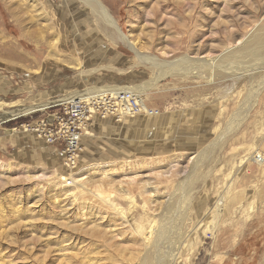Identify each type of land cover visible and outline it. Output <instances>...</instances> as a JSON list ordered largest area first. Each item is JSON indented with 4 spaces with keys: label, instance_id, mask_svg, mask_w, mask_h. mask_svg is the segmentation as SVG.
Listing matches in <instances>:
<instances>
[{
    "label": "rangeland",
    "instance_id": "rangeland-1",
    "mask_svg": "<svg viewBox=\"0 0 264 264\" xmlns=\"http://www.w3.org/2000/svg\"><path fill=\"white\" fill-rule=\"evenodd\" d=\"M100 1L136 49L158 62L220 63L254 30L264 36V0ZM76 3L0 0V114L45 104L0 124V264H141L156 236L145 243V232L166 222L183 231L173 264H264V161L250 159L264 139V87L216 152L203 153L244 100L247 75H166L141 94L154 114L140 125L137 117L94 115L73 168L21 125L46 117L40 110L66 93L134 87L158 69ZM200 152L209 165L197 167L200 180L191 186L188 178L183 192L178 186ZM183 197L182 210L161 209ZM213 209L220 218L207 219Z\"/></svg>",
    "mask_w": 264,
    "mask_h": 264
},
{
    "label": "bare ground",
    "instance_id": "bare-ground-1",
    "mask_svg": "<svg viewBox=\"0 0 264 264\" xmlns=\"http://www.w3.org/2000/svg\"><path fill=\"white\" fill-rule=\"evenodd\" d=\"M68 2H67V4H68ZM70 2H72V4H74L76 2L77 3H79V2L84 3L85 6L88 7L89 11L93 12L96 16H98L104 23H106V25H109L110 27H112V29L114 30V32L118 36V38L121 39L123 42H125L127 44L128 48L132 49L133 52L135 54H137V56L139 57V60L142 61V60L146 59L147 61L152 62V64L154 65V66L153 65L152 66L154 68H158V69H157L155 75L151 79H149L148 81L144 82L141 85H137L134 87H129L126 85L125 86H121V85L92 86V87H90V89L87 88L86 90H81L80 92L75 90L73 93H66L64 97H61L60 99L56 100V102H62V101L70 100V99H76V98H84L85 95L96 92L98 90H104L107 88H109V89L119 88V89H127L129 91H133L135 94H138V96L140 98V104L142 105L143 109H145V106L143 105L144 103L142 102V95L141 94L142 93L148 94L152 90H154V87L156 86L157 81L159 79L165 77L166 75L173 76V78H176V79H181V78L195 79L194 77H205V78L207 77L208 81L214 80L213 76H214L215 72H222V74L227 73V74H229V76H232L234 78L244 77L247 75V80L249 81V83H248L249 85L247 87V92H246V95L244 97V100L242 101V103H240V105H238L239 106L238 109L232 114V116L230 117L226 127L222 130V132H224V133H222V136L216 138L210 145L205 147L203 149V153H204L206 151L214 152L215 150L212 149L214 147V145L217 142L221 141L222 138L226 134H227L226 136H228V134L232 133L240 125L242 120L246 117L247 112H249L248 110L250 108H252L253 105L256 103L257 97H258L260 91L264 87V53H263L264 52V36H262L263 33L260 34V31H257V29L254 30L251 37L246 38L245 41L242 42L240 45H238L236 47L233 46L231 49L229 48V50L226 51L225 56L223 57L224 61L220 60L219 61L220 63H218L213 58H209V59L208 58H201V59L193 60V59H190L188 57L187 58L182 57L183 59H185V61H182V58H181V59H175L169 63H167V62L164 63V61L158 62L157 58H151V56L149 57V56L144 55L141 52H139V50L136 49L137 46H136L135 42L132 41L128 37V35H126L125 33H123L120 30L116 21L113 19V17L109 13L107 7L100 0H70ZM261 53H263V55H260ZM162 54H163V52H162ZM225 59H227L228 61H225ZM160 61H161V59H160ZM205 67L208 68V70H209L208 73H207V70H205L206 69ZM220 67H221V69H220ZM258 72H260V74L255 75ZM44 106H45L44 103L43 104L37 103L36 105L30 106V107L29 106L28 107L18 106L16 108L5 109L0 114V123L4 122L5 120L11 119L13 117L22 115V114H28L29 112H31L37 108H43ZM10 107H13V106H10ZM146 113L144 112V113H142V115L136 114L132 117H126L125 119H127L129 122H132L137 117V120H139L138 124L140 125V123H142V121H145L144 118L147 117V116H145ZM205 114H207V113H205ZM145 119H147V118H145ZM24 129L27 130L26 128H24ZM11 131H13V130H9V132H11ZM86 134H85V136H86ZM259 146H260V148H257L254 150V153L252 156H250V159L255 161L257 164L261 165L262 161H264V158H262L261 156L258 155V150H260L261 148L264 149V139H263V142H261V144ZM81 152H83V147H82ZM200 153L202 154V152H200ZM206 154H202V156H200V157L198 156V154H197V156H194L195 158L192 161V166L190 167V171H189V173H187V176H186L187 179H183L182 183H180L179 186L177 185L178 189L181 188L182 191L184 190V188H185L184 183L187 184L188 178H189V181L191 183V186H194V184L198 180H200L201 174H199L198 171L196 172V169L202 163L204 164V166L209 165L211 157H209ZM254 154H255V157H254ZM247 159H249V158H247ZM61 177H63V176L61 175ZM68 178L71 179V177H68ZM68 178L64 177V179H62V180L66 181ZM184 178H185V176H184ZM183 192H188V191L185 190ZM189 192H190V190H189ZM174 196L176 197V193ZM182 196H184V195H182ZM188 196H189V194H188ZM105 199H107V198H105ZM173 200H174V198H173ZM173 200L172 201L171 200L166 201L164 207L163 208L161 207V209L162 210L164 209L167 211V209H172L173 207L177 208V210H182L184 208V204L186 202V201L184 202V197L178 199L177 203H173ZM218 204L219 205L221 204L220 200L218 201ZM165 208H167V209H165ZM175 214L179 215L178 212H176ZM121 215L123 216L122 213H121ZM180 215H181V212H180ZM213 215L216 218H220V212L219 211L215 212L213 209L211 211V213H209L207 215V219H209ZM205 216H203L202 219ZM177 218H179V217L177 216ZM168 220H170V219H168ZM173 224H167V222L164 224L161 223L160 228L158 229L160 231H158L157 233H156V230L154 229L153 225L151 227H149V229H147V231L145 232V235L143 236V240L145 243H147V239L150 238V236L152 234L154 236L155 235L156 236L153 237L154 239L150 245H147V246L145 245L148 250H150L151 248H153V250H150L149 251L150 253H148V251L145 252V257L141 261V264H148L149 263L148 260L150 257H151V259H153V261H151L152 264H173V262L176 258V255L178 254V252L182 246V242H183L181 240L183 235H180V234H183V231L172 229L174 227ZM209 226L211 227V225H209ZM213 227L215 228L214 225L212 226V228ZM213 229L210 230L211 233H213V231H212ZM151 240H152V238H151Z\"/></svg>",
    "mask_w": 264,
    "mask_h": 264
},
{
    "label": "built area",
    "instance_id": "built-area-1",
    "mask_svg": "<svg viewBox=\"0 0 264 264\" xmlns=\"http://www.w3.org/2000/svg\"><path fill=\"white\" fill-rule=\"evenodd\" d=\"M40 111L47 112L46 117L21 125L46 143L60 145L67 168L75 167L82 150L81 139L88 132L94 115L122 120L143 111L154 114L150 108L143 109L138 94L119 88L98 90Z\"/></svg>",
    "mask_w": 264,
    "mask_h": 264
},
{
    "label": "crops",
    "instance_id": "crops-1",
    "mask_svg": "<svg viewBox=\"0 0 264 264\" xmlns=\"http://www.w3.org/2000/svg\"><path fill=\"white\" fill-rule=\"evenodd\" d=\"M95 116H97V115H95ZM84 138V136L82 137V139ZM82 139H81V144H82ZM45 142V141H44ZM46 143V142H45ZM46 144H48V143H46ZM48 145H52V146H56L57 148H59L60 149V152H62L61 151V147H60V145H57V144H48ZM63 154V153H62Z\"/></svg>",
    "mask_w": 264,
    "mask_h": 264
}]
</instances>
